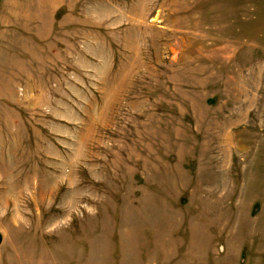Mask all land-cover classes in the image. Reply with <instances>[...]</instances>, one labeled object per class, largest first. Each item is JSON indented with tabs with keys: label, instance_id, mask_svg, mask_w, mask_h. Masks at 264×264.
Masks as SVG:
<instances>
[{
	"label": "rangeland",
	"instance_id": "rangeland-1",
	"mask_svg": "<svg viewBox=\"0 0 264 264\" xmlns=\"http://www.w3.org/2000/svg\"><path fill=\"white\" fill-rule=\"evenodd\" d=\"M0 264H264V0H0Z\"/></svg>",
	"mask_w": 264,
	"mask_h": 264
},
{
	"label": "trees",
	"instance_id": "trees-1",
	"mask_svg": "<svg viewBox=\"0 0 264 264\" xmlns=\"http://www.w3.org/2000/svg\"><path fill=\"white\" fill-rule=\"evenodd\" d=\"M0 241H1V236H0Z\"/></svg>",
	"mask_w": 264,
	"mask_h": 264
}]
</instances>
